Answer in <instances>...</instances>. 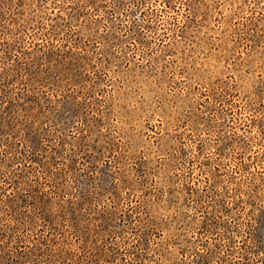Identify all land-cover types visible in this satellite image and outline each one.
Wrapping results in <instances>:
<instances>
[{"label":"rangeland","instance_id":"1","mask_svg":"<svg viewBox=\"0 0 264 264\" xmlns=\"http://www.w3.org/2000/svg\"><path fill=\"white\" fill-rule=\"evenodd\" d=\"M0 264H264V0H0Z\"/></svg>","mask_w":264,"mask_h":264}]
</instances>
